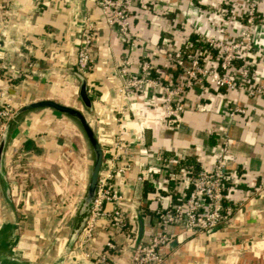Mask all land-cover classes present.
Masks as SVG:
<instances>
[{
  "label": "crops",
  "instance_id": "0c3cea01",
  "mask_svg": "<svg viewBox=\"0 0 264 264\" xmlns=\"http://www.w3.org/2000/svg\"><path fill=\"white\" fill-rule=\"evenodd\" d=\"M248 1L134 0L131 27L141 40L127 49L96 0H2L11 14L10 24L0 31V91L7 90L15 110L39 99L80 109L105 158L114 150L118 128L117 65L123 53L129 54L133 72L148 57L160 71L170 73L173 67L164 66L165 52L182 33L195 41L196 50L201 42L193 27L220 36L227 27L233 35L241 29ZM227 5L231 20L211 11ZM259 11L264 15V0L259 1ZM85 20L93 23L95 32L94 67L84 75L91 107L80 97L76 69ZM254 42L251 70L253 78L264 83V24L255 28ZM205 61L212 62L209 56ZM188 97L190 107L173 123L165 116L159 91L147 87L126 96L121 135L128 150L117 162L129 166L116 172L112 183L123 195L132 236H116L117 248L108 264H129L135 239L148 241L161 230L156 208L184 195L192 171L210 168L220 155L229 187L224 220L197 233L170 224L171 238L160 247L161 264H264V95L206 84L194 86ZM234 101L246 112L230 115ZM8 122L0 165V247L18 262L104 264L95 258L112 231L109 217L96 219L86 243L81 244L83 228L72 238L94 160L80 122L49 106L13 113ZM223 133L229 137L225 149ZM0 255L7 256L1 250Z\"/></svg>",
  "mask_w": 264,
  "mask_h": 264
},
{
  "label": "built area",
  "instance_id": "2783aa9c",
  "mask_svg": "<svg viewBox=\"0 0 264 264\" xmlns=\"http://www.w3.org/2000/svg\"><path fill=\"white\" fill-rule=\"evenodd\" d=\"M96 1L107 24L116 28L125 47L131 49L137 45L141 36L132 29L130 17L134 0ZM259 1H248L241 29L233 35L229 34L227 27L223 28V36L193 27L197 39L201 42L200 50H196V43L189 35L182 33L178 43L165 52L164 66L166 69L173 67L170 73L160 71L148 57H143L137 72H133L130 70L132 60L129 54L126 52L120 57L117 65L120 81L116 87L120 103L116 116L118 128L115 133L114 150L102 158L96 194L81 238V244L86 243L93 235L96 219L101 215L109 217L112 231L105 242V248L95 258L97 263H110L111 252L117 248V235L124 234L129 239L132 236L128 230V216L121 204L123 195L112 183L115 173L123 172L129 166V163L119 165L117 162L121 153L128 150V144L121 135L122 122L127 112L126 96L130 92L141 91L147 87L159 91L165 116L168 121L174 123L190 107L188 92L196 85L207 84L218 89L243 92L248 96L264 95V83L255 80L251 70V55L256 52L254 31L258 25L264 24V15L259 11ZM211 11H220L226 19H232V9L228 5L217 6ZM10 14L0 0L2 33L10 24ZM94 38V25L91 21L85 20L81 26V40L76 57V69L82 75H87L94 67L91 55ZM164 41L168 43L169 38L165 37ZM205 56L211 58L210 64L206 63ZM13 76H16V73ZM6 91V89L0 91V139L16 109L6 97ZM237 112L245 113L246 109L234 101L229 114L234 115ZM222 139L225 149L229 142L227 133L222 134ZM225 178L226 164L222 155L217 157L210 168L192 171L187 192L168 206L156 208L155 214L161 230L148 241L139 240L132 249L129 264H161L164 256L160 247L171 238L168 233L170 224H176L186 232L195 233L219 225L224 220L228 207L225 201L229 199L227 193L229 187L225 184ZM106 202L111 203L110 209L105 208Z\"/></svg>",
  "mask_w": 264,
  "mask_h": 264
},
{
  "label": "water",
  "instance_id": "95a60500",
  "mask_svg": "<svg viewBox=\"0 0 264 264\" xmlns=\"http://www.w3.org/2000/svg\"><path fill=\"white\" fill-rule=\"evenodd\" d=\"M78 74L81 77V84H80V89H79L80 97L83 103L87 107H91V97L87 90V81L85 79V76L82 75L79 71H78ZM40 106L53 107L61 112L67 113L75 117L82 125L86 133L87 139L93 150V154H94L93 166L90 172L89 182H88V185H87V188H86V191L83 196L82 203L79 209L77 224L72 234V238L74 239L77 237V235L80 233V231L84 227L88 219V216L91 212L92 203H93V200L96 194V189H97V184H98L99 170H100V166H101L102 158H103L102 147L89 121L85 117L84 113L80 109L74 106L61 103L54 99H39V100L31 101L29 103L22 105L21 107H19V109L15 110L14 115L18 113L19 111L33 108V107H40ZM8 132H9V122L7 123L6 128L4 129V132L0 139V165H1L2 153H3L4 146H5L6 138L8 136ZM138 242H139V239L136 238L133 244V249ZM1 264H51V263L43 262V261H29V262H12V263H1Z\"/></svg>",
  "mask_w": 264,
  "mask_h": 264
},
{
  "label": "rangeland",
  "instance_id": "374dc122",
  "mask_svg": "<svg viewBox=\"0 0 264 264\" xmlns=\"http://www.w3.org/2000/svg\"><path fill=\"white\" fill-rule=\"evenodd\" d=\"M0 250L2 251V252H4V253H6L7 254V256H1L0 255V264L1 263H12V262H18V261H14L11 257H13L12 256V253L11 252H9L7 249H5V248H2V247H0ZM11 256V257H10ZM8 259V260H7ZM20 260L22 259V258H19ZM22 262V261H21Z\"/></svg>",
  "mask_w": 264,
  "mask_h": 264
},
{
  "label": "bare ground",
  "instance_id": "6f19581e",
  "mask_svg": "<svg viewBox=\"0 0 264 264\" xmlns=\"http://www.w3.org/2000/svg\"><path fill=\"white\" fill-rule=\"evenodd\" d=\"M5 35V34H4ZM6 36V35H5Z\"/></svg>",
  "mask_w": 264,
  "mask_h": 264
}]
</instances>
